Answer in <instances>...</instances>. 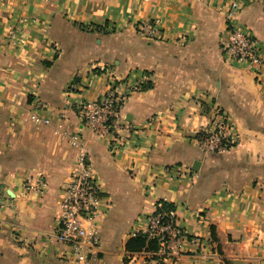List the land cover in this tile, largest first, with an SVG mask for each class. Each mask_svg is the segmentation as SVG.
I'll return each mask as SVG.
<instances>
[{"label":"crops","instance_id":"0c3cea01","mask_svg":"<svg viewBox=\"0 0 264 264\" xmlns=\"http://www.w3.org/2000/svg\"><path fill=\"white\" fill-rule=\"evenodd\" d=\"M232 2L264 60V0H0V264H75L55 239L74 135L102 190L99 251L80 264H170L125 251L158 200L213 254L186 245L173 264H264V79L223 57ZM153 19L159 39L137 33ZM110 78L121 95L148 87L125 97L116 151L80 118V102L101 98ZM215 110L237 141L205 154L194 133Z\"/></svg>","mask_w":264,"mask_h":264},{"label":"built area","instance_id":"2783aa9c","mask_svg":"<svg viewBox=\"0 0 264 264\" xmlns=\"http://www.w3.org/2000/svg\"><path fill=\"white\" fill-rule=\"evenodd\" d=\"M239 9V4L232 2L222 11L227 24L226 37L221 42L223 57L229 64L245 68L254 76L264 79V60L258 54L256 40L235 24V16ZM158 25V19H153L141 21L135 27L141 36L159 39ZM10 38H17V34L12 33ZM114 80L112 78L108 80L101 98L80 102L82 123L96 137L108 135L113 137L125 97L131 92L141 91L139 84H127L125 93L118 94ZM35 121L48 124L47 119L40 117H35ZM136 131L131 132L132 137L135 136ZM126 139L127 137H113V141L109 143L110 149L116 151L118 148L126 147L123 144ZM194 140L202 153L219 154L227 152L234 146L237 135L228 116L220 110H215L209 124L194 133ZM69 144L74 151L73 171L62 189L61 199L57 205L55 239L66 244L70 248L75 264H80L85 262L88 255L99 251L98 218L101 215L99 207L102 202V190L94 177L82 138L78 135L71 136ZM41 182L37 180V183ZM145 220V228L134 234L141 232L150 238H155L159 243L157 254L164 255L163 259L176 257V253L186 245L193 247L195 256L200 255L208 259L213 255L208 245L188 239L187 232L178 225L176 217L170 221H162L161 214H151Z\"/></svg>","mask_w":264,"mask_h":264},{"label":"trees","instance_id":"16d2710c","mask_svg":"<svg viewBox=\"0 0 264 264\" xmlns=\"http://www.w3.org/2000/svg\"><path fill=\"white\" fill-rule=\"evenodd\" d=\"M147 88V86H143L141 89L145 90ZM174 213L175 205L173 203H169L164 200H158L156 202L153 214H161L162 221H170L171 219H173V217H175ZM125 251L132 254L142 252L156 254L159 251V243L155 238H150L146 234L138 232L126 241ZM163 256H161L160 258H162Z\"/></svg>","mask_w":264,"mask_h":264},{"label":"rangeland","instance_id":"374dc122","mask_svg":"<svg viewBox=\"0 0 264 264\" xmlns=\"http://www.w3.org/2000/svg\"><path fill=\"white\" fill-rule=\"evenodd\" d=\"M176 257H171L170 259H167V260H170L171 262H170V264H173L174 262H175V259Z\"/></svg>","mask_w":264,"mask_h":264}]
</instances>
